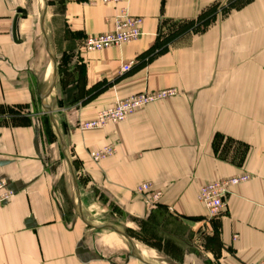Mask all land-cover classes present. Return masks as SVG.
Listing matches in <instances>:
<instances>
[{
  "label": "crops",
  "instance_id": "crops-1",
  "mask_svg": "<svg viewBox=\"0 0 264 264\" xmlns=\"http://www.w3.org/2000/svg\"><path fill=\"white\" fill-rule=\"evenodd\" d=\"M226 1L0 0V179L15 192L0 207V264L264 259V0L222 14ZM122 6L144 35L80 51ZM168 87L178 94L120 123L80 128ZM110 143L116 153L95 162L90 152ZM243 174L209 217L199 188ZM144 182L163 192L152 210L135 192Z\"/></svg>",
  "mask_w": 264,
  "mask_h": 264
},
{
  "label": "built area",
  "instance_id": "built-area-1",
  "mask_svg": "<svg viewBox=\"0 0 264 264\" xmlns=\"http://www.w3.org/2000/svg\"><path fill=\"white\" fill-rule=\"evenodd\" d=\"M105 3L119 4L122 0H103ZM113 30L106 33L87 35L79 47L80 51L92 52L111 47H119L137 41L144 35L143 18L131 15L126 6L120 8L119 13L113 19ZM134 62L130 61L122 65V72L131 70ZM178 94V89L168 87L157 91H140L126 98L118 100L113 106L101 110L98 115L90 120L80 123L82 130L102 128L107 124H117L137 109L159 100L167 99ZM117 144L110 143L94 149L90 152L95 162H100L116 153ZM250 175L243 174L203 184L198 191V200L205 206L209 217L218 215L227 206V196L231 187L248 181ZM135 192L143 195L145 204L149 210L157 207L160 203L163 192L153 187L150 182L138 184ZM15 192L8 186L4 179H0V207L10 201ZM248 264H264V259Z\"/></svg>",
  "mask_w": 264,
  "mask_h": 264
},
{
  "label": "rangeland",
  "instance_id": "rangeland-1",
  "mask_svg": "<svg viewBox=\"0 0 264 264\" xmlns=\"http://www.w3.org/2000/svg\"><path fill=\"white\" fill-rule=\"evenodd\" d=\"M246 1H248V0H227L225 2V4L222 6V10H220V11H221L222 14H227V12H229L231 10L232 6L235 8V7L239 6V5L244 4ZM212 15H213V13L211 12V13H208L206 16L208 18H210ZM197 28H199V29L202 28L201 24H199L197 26Z\"/></svg>",
  "mask_w": 264,
  "mask_h": 264
},
{
  "label": "trees",
  "instance_id": "trees-1",
  "mask_svg": "<svg viewBox=\"0 0 264 264\" xmlns=\"http://www.w3.org/2000/svg\"><path fill=\"white\" fill-rule=\"evenodd\" d=\"M203 17H204V15L201 16V18H203ZM165 44H166V41H164V40L160 41L159 43L152 46L148 51H165L166 50Z\"/></svg>",
  "mask_w": 264,
  "mask_h": 264
},
{
  "label": "water",
  "instance_id": "water-1",
  "mask_svg": "<svg viewBox=\"0 0 264 264\" xmlns=\"http://www.w3.org/2000/svg\"><path fill=\"white\" fill-rule=\"evenodd\" d=\"M52 62H53V64H54V66H56V59L52 56ZM54 78H56V70L54 69ZM55 81V80H54ZM113 229H115V230H117V231H119L121 234H123L125 237H127L128 238V240L130 241V239H129V237L126 235V233L125 232H123V231H121L120 229H118V228H116V227H112ZM134 255H135V253H134Z\"/></svg>",
  "mask_w": 264,
  "mask_h": 264
}]
</instances>
